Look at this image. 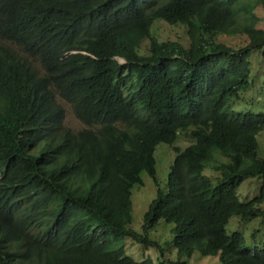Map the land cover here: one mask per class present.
Wrapping results in <instances>:
<instances>
[{
    "label": "trees",
    "instance_id": "trees-1",
    "mask_svg": "<svg viewBox=\"0 0 264 264\" xmlns=\"http://www.w3.org/2000/svg\"><path fill=\"white\" fill-rule=\"evenodd\" d=\"M263 11L264 0H0V264H189L195 253L264 264V238L250 247L226 230L234 216L264 219V113L228 111L264 58ZM159 21L183 25L189 44L158 40ZM57 97L89 128L64 125ZM163 143L176 154L166 182ZM144 172L156 197L139 233ZM249 178L260 193L242 202ZM161 221L174 224L163 245L149 234ZM127 241L158 257L136 260Z\"/></svg>",
    "mask_w": 264,
    "mask_h": 264
},
{
    "label": "rangeland",
    "instance_id": "rangeland-1",
    "mask_svg": "<svg viewBox=\"0 0 264 264\" xmlns=\"http://www.w3.org/2000/svg\"><path fill=\"white\" fill-rule=\"evenodd\" d=\"M264 14V11H263ZM263 24V23H262ZM153 35L160 41H174L180 42L187 46L189 44V37L187 35V30L183 25H170L164 21H159L154 24ZM237 38V39H236ZM229 45L235 47L240 46L241 41L238 37L229 38L221 37ZM1 44V41H0ZM8 46H11L9 43H6ZM149 41L146 40L143 42V47H148ZM33 65L41 69L40 63L38 61H32ZM252 79L253 83L250 88L242 93L238 99L232 104V107L235 110L234 112L240 110L243 112H251L253 114L264 113V58L259 57L253 66ZM58 102L65 109V119L64 125L69 127L75 132H78L82 129L88 128L84 125L74 114L73 109L70 104L66 103L61 98L57 97ZM231 114V113H230ZM258 142L260 145L259 149V158L264 159V130L259 134ZM190 142L183 136L180 135L174 144L175 147L180 149L186 148ZM176 154L173 151V147H170L167 144H160L155 152V158L157 160V177L160 182H166L167 176L170 171V166L172 165ZM205 175L212 176L214 175L212 171L205 170ZM144 181V186H136L133 190V222L131 227L136 231L142 232V224L144 221V214L149 208L150 203L156 197V187L151 179V177L144 172L142 174ZM164 183V182H163ZM262 186V181L258 178H249L246 179L238 189L239 199L242 202L249 201L257 197L260 193ZM264 205V204H263ZM264 207V206H263ZM174 227V224H168L165 221H161L159 225L153 229L149 234L150 238L164 244L167 241H170L174 234L171 230ZM159 228V229H158ZM227 232L230 234L232 232H241L248 245L252 247L257 241H261L264 238V219L257 218L249 222H243L240 217L234 216L230 219L227 227ZM126 251L127 254L135 258L136 260L142 259V257L151 255L153 258L158 257V253L155 249H146L142 245L133 242H126ZM177 252H168L167 257L175 259ZM215 257H201L198 253H195L194 256L190 259L189 264H221Z\"/></svg>",
    "mask_w": 264,
    "mask_h": 264
},
{
    "label": "clouds",
    "instance_id": "clouds-1",
    "mask_svg": "<svg viewBox=\"0 0 264 264\" xmlns=\"http://www.w3.org/2000/svg\"><path fill=\"white\" fill-rule=\"evenodd\" d=\"M116 60H118L120 63H124V60L123 59H121V58H115ZM246 92V91H245ZM242 93H244V92H242ZM241 93V94H242ZM240 94V95H241ZM240 95L239 96H237L233 101H231L230 102V104H229V106H228V111H229V115H236V114H238V113H243L244 114V112L243 111H240V110H238V111H236V112H234L235 110H237V109H234L233 107H232V104L235 102V101H238V99H239V97H240ZM65 101V100H64ZM66 102V101H65ZM67 103V102H66ZM69 104V103H68ZM72 107V106H71ZM64 108V107H63ZM73 109V108H72ZM64 111H65V109H64ZM73 112H74V110H73ZM231 113V114H230ZM65 114H66V112H65ZM75 114V113H74ZM77 117V116H76ZM64 119H65V115H64ZM81 121V120H80ZM82 122V121H81ZM83 123V122H82ZM84 124V123H83ZM85 125V124H84ZM87 126V125H86ZM88 128H89V126H88ZM88 128H85V129H88ZM82 130H84V129H82ZM82 130H80V131H82ZM264 130V129H263ZM262 130V131H263ZM261 131V132H262ZM79 132V131H78ZM260 132V133H261ZM259 133V134H260ZM259 136V135H258ZM258 139V138H257ZM171 147V146H170ZM174 151V150H173Z\"/></svg>",
    "mask_w": 264,
    "mask_h": 264
}]
</instances>
